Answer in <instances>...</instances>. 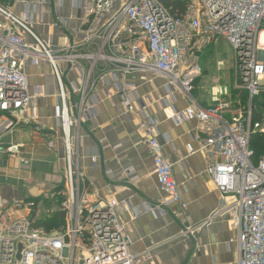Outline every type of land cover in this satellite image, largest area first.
Wrapping results in <instances>:
<instances>
[{"label":"built area","instance_id":"2783aa9c","mask_svg":"<svg viewBox=\"0 0 264 264\" xmlns=\"http://www.w3.org/2000/svg\"><path fill=\"white\" fill-rule=\"evenodd\" d=\"M52 1L58 2L57 21L50 25L42 8L45 3L51 7ZM65 1L42 0L32 8L28 0H11L7 5L0 2V114L28 112L43 95V87L31 90L26 67L49 64L59 89L58 119L69 181L67 191L54 194L52 199L66 215L65 223L53 232L36 228L28 216L21 215L35 208V202L0 203V264H136L119 203L100 199L88 204L82 193L86 183L76 168L72 131L81 124L85 100L94 86L93 71L101 64L117 82L120 76L158 73L165 78L172 98L176 93L191 97L196 80L203 74L201 66L190 61L191 56L220 38L234 51L241 88L249 96V111L229 119L230 102L223 99L208 108H188L183 119H195L205 126L201 129L205 134L201 151L207 161L204 172L226 204L216 215H227L237 231L232 241L237 246V264H264V153L254 163L251 148L252 134L264 138V0H70L84 13L81 29L72 36L83 39L86 52H80L81 44L76 42L57 47L55 36L45 34L51 27L68 36L67 20L60 16ZM168 1L185 2L187 8L182 14L173 12L166 5ZM82 59L90 62L91 71L81 90L70 82L72 93L80 94V104L73 105L63 66L75 67L84 75ZM128 92L136 93L135 87H119L120 94ZM136 103L134 96L127 95L122 102L124 112L133 113ZM73 107H79L78 113ZM85 112L86 119L92 117ZM256 115L261 117L258 121ZM138 126L165 194L149 210L166 216L173 206L185 209L173 164L159 142L156 121L143 114ZM13 127V121L3 125L6 131ZM34 131L49 150L57 148L55 137L41 125ZM22 153L20 145H0V157L20 158L27 166Z\"/></svg>","mask_w":264,"mask_h":264},{"label":"crops","instance_id":"0c3cea01","mask_svg":"<svg viewBox=\"0 0 264 264\" xmlns=\"http://www.w3.org/2000/svg\"><path fill=\"white\" fill-rule=\"evenodd\" d=\"M38 1L42 3V0H28L31 8L32 4ZM57 7L56 1H52L51 7L48 3L43 5L45 22L50 25L57 18ZM60 16L67 20L68 36L64 37L60 32V37H54L55 45L61 47L76 42L81 44L80 52L88 51L81 43L82 38L72 36L75 31L81 29L83 19L81 17L84 13L79 12L78 8L75 9L70 0H66L61 7ZM222 42L228 43L220 38L216 43L212 42L202 48L203 52L200 50L201 52L191 56L190 61L200 65L199 58L208 55L206 60L214 64L212 67L208 64L204 67L200 65L203 74L196 80L191 97L176 93L175 98H172L165 78L158 73L138 74L125 79L120 76L117 82L106 68H101V64L93 71L91 83L94 86L89 90L84 105L85 111L90 112L92 117L86 119L84 111L80 118V126L73 128L72 131L76 168L86 183V190L83 189L82 193L84 192L88 204L100 199H114L119 203L118 212L131 242V252L136 256V264L238 262L237 246L232 243L236 240L237 231L227 215H216L224 210L226 204L221 201L213 181L204 172L207 161L201 151L205 140V134L201 129L205 126L195 119H183V113L188 108H195V105L208 108L218 103L219 101L213 102V87L224 86L230 88V95L220 99L230 102V113L226 117L231 119L238 115L234 105L240 106L241 101L234 99L233 91L244 90L241 88L235 66L234 69L223 71L218 68L221 62L218 53ZM230 48L235 62L234 51L231 46ZM80 66L84 75H79L75 67L63 66L66 87L72 95L70 102L73 105L80 104V94L72 93L70 82H74L77 89L81 90L91 71L88 60H80ZM50 70L51 67L47 63L28 65L26 74L31 90L41 86L43 95L25 114L20 113L16 116L0 114V119H4L0 122V145H20L23 158L28 162L30 157L34 161L37 160L36 167L41 166L45 172L52 169L51 153L57 158H64V140L58 119L60 95L53 74H49ZM230 70L237 78L233 85L229 83L226 74ZM47 79L51 80L49 84ZM125 84L135 87L136 93L120 94L119 87ZM127 95L137 99L135 111L128 115L122 107L123 99ZM73 111L78 113L79 107L76 110L73 107ZM143 114L156 121L159 142L164 155L173 164V173L181 199L186 204L185 209L178 205L173 206L170 214L166 216L149 210V206L160 202L165 198V194L157 182L152 155L138 126ZM20 115H23L24 120H20ZM7 121L14 122V127L10 131L3 128ZM37 124L57 140V148L54 151L49 150L44 139L35 133L34 127ZM11 164H17L23 169L30 167V162L26 166L22 164L20 158L0 157L1 205L15 201L35 202V208L31 211L25 210L21 215L28 216L35 227L43 231L45 230L38 224L58 219L59 226L45 232L57 230L65 223L66 215L58 210L59 204L52 199L54 194L63 191L59 187L50 190L43 200V203L50 207L49 213L45 218L36 220L40 211L38 201H35V198L23 200L20 193L14 191L15 185L10 186L4 181L6 178L10 180L14 177V172L11 173ZM36 174L37 169L34 168L32 175ZM62 213L63 219L55 218Z\"/></svg>","mask_w":264,"mask_h":264},{"label":"rangeland","instance_id":"374dc122","mask_svg":"<svg viewBox=\"0 0 264 264\" xmlns=\"http://www.w3.org/2000/svg\"><path fill=\"white\" fill-rule=\"evenodd\" d=\"M2 3V2H1ZM35 30L38 32V28H35ZM60 30L58 28H51L48 27L46 30V34L48 35H54L55 37H58L60 34ZM61 36V35H60ZM59 36V37H60ZM202 51V50H201ZM200 51V52H201ZM203 52V51H202ZM200 54V53H199ZM219 57L218 59L221 61L218 65V68L220 71L227 70V69H234L235 62L234 57L232 54V50L230 48V45L228 43L222 42L219 47ZM208 55L202 56V58H199V63L201 66H205V64L209 65V67H212L214 64L213 62H208L206 60V57ZM49 74L51 75V70L49 71ZM227 78L229 77V83L235 84V81L237 78L233 75V72L227 71ZM231 76V77H230ZM49 84L51 82L50 79L46 80ZM233 94L235 96L234 99H240L241 104L238 106L237 104L234 105V108L237 110V113L240 115H247L249 111V96L248 93L240 90L233 91ZM230 95V88L224 86V87H213L212 90V97L213 102H218L223 97H228ZM232 97V95H231ZM4 119H0V122H3ZM51 155V165L52 169L50 172H45L44 168L38 166L36 167L37 160H33L31 157L29 158L30 167L28 169L20 168L17 164H11L10 167L12 169L11 173L14 174L13 179H5L4 181L9 184L10 186H14V191L19 192L20 196H22L23 200L28 199H34L35 201H38L40 208L39 211V218H36V220L40 218H45L49 213V206L45 205L43 203L44 198L48 195L50 190H53L54 188H60L63 192L67 191V184H68V178L66 176V169H65V160L64 158H57L52 153ZM60 164V167H59ZM1 166V165H0ZM36 168L37 174L35 176L32 175V170ZM1 175V174H0ZM12 177V174H10ZM76 184V178L74 179V185ZM45 188V189H43ZM37 196V197H36ZM29 197V198H27ZM39 197V198H38ZM48 203V201H46ZM57 223V222H56ZM59 226V223L55 224V228Z\"/></svg>","mask_w":264,"mask_h":264},{"label":"trees","instance_id":"16d2710c","mask_svg":"<svg viewBox=\"0 0 264 264\" xmlns=\"http://www.w3.org/2000/svg\"><path fill=\"white\" fill-rule=\"evenodd\" d=\"M9 1L11 0H0V2H2L3 5H6ZM166 5L170 8H172L173 12H177L179 11L181 14L185 12L186 8H187V3L182 2V1H168L166 2ZM255 120L258 121V119H260L261 117L256 115L255 116ZM251 148L254 151V163H257L259 158L263 155L264 153V138L259 135V134H252L251 137ZM64 214H59L56 215L55 218H59V219H63ZM58 219H55L54 221H48V223H42V224H38V226L40 228H43L45 231H50L53 229V227L55 226V224H57Z\"/></svg>","mask_w":264,"mask_h":264},{"label":"water","instance_id":"95a60500","mask_svg":"<svg viewBox=\"0 0 264 264\" xmlns=\"http://www.w3.org/2000/svg\"><path fill=\"white\" fill-rule=\"evenodd\" d=\"M263 117H264V113H263Z\"/></svg>","mask_w":264,"mask_h":264}]
</instances>
